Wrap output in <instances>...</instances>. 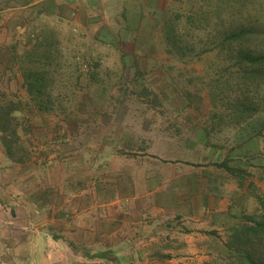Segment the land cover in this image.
<instances>
[{
  "label": "rangeland",
  "instance_id": "obj_1",
  "mask_svg": "<svg viewBox=\"0 0 264 264\" xmlns=\"http://www.w3.org/2000/svg\"><path fill=\"white\" fill-rule=\"evenodd\" d=\"M244 53L264 54V0H0V106L17 108L19 134L9 154L0 132V264L41 262L36 221L57 211L64 180L108 177L116 152L166 166L223 159L240 197L259 201L246 215H264V61ZM30 71L44 78L43 108Z\"/></svg>",
  "mask_w": 264,
  "mask_h": 264
},
{
  "label": "crops",
  "instance_id": "obj_2",
  "mask_svg": "<svg viewBox=\"0 0 264 264\" xmlns=\"http://www.w3.org/2000/svg\"><path fill=\"white\" fill-rule=\"evenodd\" d=\"M111 158L108 177L100 174L88 189L64 180L57 211L36 221V236L47 241L34 264H55L47 251L52 259L60 255L57 264H205L226 252V237L260 207L254 194L240 197L241 184L223 169V159L166 166L123 152ZM51 198L32 196L45 207H52Z\"/></svg>",
  "mask_w": 264,
  "mask_h": 264
},
{
  "label": "trees",
  "instance_id": "obj_3",
  "mask_svg": "<svg viewBox=\"0 0 264 264\" xmlns=\"http://www.w3.org/2000/svg\"><path fill=\"white\" fill-rule=\"evenodd\" d=\"M254 32L255 29L252 27L244 28L234 33L232 36L237 38L250 35ZM242 58L254 65L255 63H262L264 61V54L255 55L244 53ZM254 72L256 71L252 67L251 73ZM26 81L30 95L34 98L38 106L43 108L44 105L41 98L45 93L44 78L42 75L30 71L26 74ZM16 109L17 108L13 107L11 103L0 106V132L2 134L3 144L9 154H12L15 138L19 135L16 129L17 127L13 125L12 121L14 119L13 112ZM223 166L228 171H236L227 163H224ZM245 218L247 223L243 224L241 227L235 228L229 237L230 240L226 243L229 253L234 251L237 255L233 258L230 257L229 260L222 264H264V251L254 252L249 249V247L251 248L254 244H262L264 247V215H246ZM205 264L213 263L206 262Z\"/></svg>",
  "mask_w": 264,
  "mask_h": 264
}]
</instances>
